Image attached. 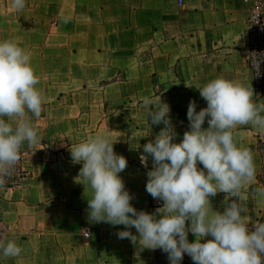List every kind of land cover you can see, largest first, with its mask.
Segmentation results:
<instances>
[{
  "label": "crops",
  "instance_id": "obj_1",
  "mask_svg": "<svg viewBox=\"0 0 264 264\" xmlns=\"http://www.w3.org/2000/svg\"><path fill=\"white\" fill-rule=\"evenodd\" d=\"M179 1L26 0L16 11L12 0H0V41L12 39L31 53L36 87L45 98L40 117H31L41 139L32 147L23 144L29 173L18 185L0 187L2 240L23 249L16 258H4L0 250V264H154L156 250H138L117 237L123 225L86 219L91 189L75 181L82 163L71 162L68 147L109 133L117 140L114 150L127 158L120 176L133 205L151 213L162 201L145 190L152 159L145 167L140 154L163 125H151L143 98L161 97L170 105L180 142L189 127V102H196L197 111L207 107L194 85L222 76L254 89L246 29L259 0ZM253 99L264 103V93L254 90ZM233 132L254 157L255 181L243 189L244 215L253 225L264 211V197L256 191L262 188L257 176L264 134L251 124ZM226 196L211 198L213 210L224 211ZM86 228L88 237L82 234ZM188 238L196 239L191 233Z\"/></svg>",
  "mask_w": 264,
  "mask_h": 264
},
{
  "label": "clouds",
  "instance_id": "obj_2",
  "mask_svg": "<svg viewBox=\"0 0 264 264\" xmlns=\"http://www.w3.org/2000/svg\"><path fill=\"white\" fill-rule=\"evenodd\" d=\"M12 7L21 11L26 0H12ZM38 83L31 53L12 39L0 41V187L15 171L23 144L32 147L41 139L31 118L40 117L45 102ZM192 86L186 82V87ZM194 86L207 107L197 111L196 102H189V127L180 142L170 105L161 97L142 101L151 108V125H163L140 154L145 167L152 159L145 190L162 201L154 212L133 205L134 196L120 176L128 161L114 150L117 140L109 133L89 135L68 147L71 162L82 163L75 181L91 189L86 219L92 224L123 225L116 233L119 239H128L138 250L159 249L169 264H182L185 255L193 264H264V223L250 226L244 215L243 189L255 181L254 157L233 132L238 125L251 124L264 134V103L254 101L251 84L222 76ZM256 191L264 197V188ZM220 192L227 194L223 212L213 210L211 203ZM189 233L194 241H189ZM0 250L4 258H16L23 251L15 241L2 239Z\"/></svg>",
  "mask_w": 264,
  "mask_h": 264
},
{
  "label": "built area",
  "instance_id": "obj_3",
  "mask_svg": "<svg viewBox=\"0 0 264 264\" xmlns=\"http://www.w3.org/2000/svg\"><path fill=\"white\" fill-rule=\"evenodd\" d=\"M179 3L181 4L182 1L180 0ZM247 23L248 66L251 71L254 90L257 95H262L264 93V4L262 0L257 1L250 9ZM20 156L21 158L16 165L15 171L2 187L20 184L23 177L29 173V169L26 166L29 152L24 145L20 150ZM85 230L91 232L89 228ZM5 231L6 225L0 216V239H3Z\"/></svg>",
  "mask_w": 264,
  "mask_h": 264
},
{
  "label": "trees",
  "instance_id": "obj_4",
  "mask_svg": "<svg viewBox=\"0 0 264 264\" xmlns=\"http://www.w3.org/2000/svg\"><path fill=\"white\" fill-rule=\"evenodd\" d=\"M264 145V143H263ZM262 148V147H261ZM263 150V149H262ZM258 180L260 181L261 185H262V188H264V156H263V166L261 167V170L257 176ZM258 223H264V211L262 213V215L258 218ZM251 226V225H250ZM157 250H156V256H155V260L157 258ZM185 258H186V261L185 263L186 264H190L189 262V259L187 258V256L185 255ZM154 264H156V262H154Z\"/></svg>",
  "mask_w": 264,
  "mask_h": 264
},
{
  "label": "rangeland",
  "instance_id": "obj_5",
  "mask_svg": "<svg viewBox=\"0 0 264 264\" xmlns=\"http://www.w3.org/2000/svg\"><path fill=\"white\" fill-rule=\"evenodd\" d=\"M262 149H263V156H264V145H262ZM27 158H29V156H27ZM27 166V164H26ZM157 258L155 260L156 264H169L168 258H167V254L163 253L161 250L157 249ZM186 258L184 256V259L182 261V264H186L185 263Z\"/></svg>",
  "mask_w": 264,
  "mask_h": 264
}]
</instances>
